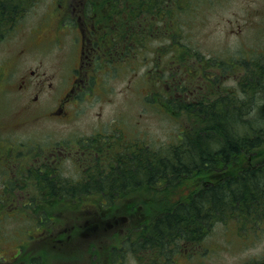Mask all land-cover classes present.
<instances>
[{"label":"rangeland","instance_id":"rangeland-1","mask_svg":"<svg viewBox=\"0 0 264 264\" xmlns=\"http://www.w3.org/2000/svg\"><path fill=\"white\" fill-rule=\"evenodd\" d=\"M80 1L14 0L15 9L10 7L8 14L12 24L2 36L0 28V264H162V256L151 263L129 243L139 240V218L144 222L145 214L150 218L171 200L172 190L164 194V187H157L160 182L152 187L146 182V162L151 155L158 157L157 163L163 155L173 159L169 146L193 124L190 115L201 104L193 105L205 102L214 88L209 74L219 78L223 93L235 89L239 60L264 47V0H169L158 12H166L165 20H155L127 45L112 20L104 32L89 19L103 59L83 75L89 87L66 103V115L55 117L49 113L72 87L82 45L78 20L63 15L81 12ZM177 4L184 7L175 14ZM87 12L92 13L90 6ZM141 18L135 24L141 25ZM194 54L202 57L197 65L191 60ZM223 60H237L232 64L238 67L221 71ZM27 74L29 83L20 95L19 78ZM36 80H42L45 91L29 104ZM102 133L107 138H99L109 145L124 139L135 157L121 169L129 165L137 183L133 179L126 189L108 191L120 179L98 178L100 168L82 148L94 143L95 150ZM53 148L67 153L59 163L47 157ZM42 160L58 168L59 177L43 179L38 171L32 176L29 169ZM257 160L253 157V164ZM101 182L103 190L98 189ZM70 189L75 190L67 194ZM109 194L111 207L100 206ZM232 216L218 221L199 244H189L190 253H175L168 264L261 263L264 220L240 227Z\"/></svg>","mask_w":264,"mask_h":264},{"label":"trees","instance_id":"trees-1","mask_svg":"<svg viewBox=\"0 0 264 264\" xmlns=\"http://www.w3.org/2000/svg\"><path fill=\"white\" fill-rule=\"evenodd\" d=\"M167 3L169 0H86L84 10L88 11L90 6L92 13L85 11L84 18L93 20V25L101 26L104 32L109 26L107 20H112L113 29H121L120 37H127L122 39L127 45V40L132 42L155 20H165L162 16L166 12L162 15L158 12ZM10 7L15 9L14 0H0L1 36L12 24L13 16H8ZM182 7L177 4L175 14ZM138 16L142 17L141 25L135 24ZM186 52L181 53V58L184 55L185 59ZM200 59L202 57L194 54L191 60L197 65ZM235 61L223 60L218 67L221 71L228 66L238 67L237 62L232 64ZM239 65L241 75L236 80L237 86L225 93L218 88L219 78L215 74L208 75L214 88L205 102L193 100L196 102L193 106L201 105L190 115L194 120L191 127L169 146L173 159L163 155L159 158L166 160L160 159L157 163L158 157L151 155L146 162L143 175L146 182L151 183V187L160 182L157 187H164V194L172 190L171 200L162 204L150 218L145 214L146 220L142 223L139 218V240L129 242L136 245V251L143 250L151 263H157L162 256L161 263L168 264L180 250L190 253L189 244H199L226 216H237L240 227H245V221L258 225V219L264 220V47L256 56L239 60ZM179 87L186 88L182 82ZM253 157L258 159L254 164ZM136 174L116 180L113 187L122 181L124 183L118 186L126 187L133 179L137 183ZM104 182L98 185L100 190L106 187ZM85 186L80 187L81 192L86 190ZM176 188L179 191H174ZM73 190H67V194ZM104 200L112 204L114 199L109 194ZM260 262L264 264V259Z\"/></svg>","mask_w":264,"mask_h":264},{"label":"flooded vegetation","instance_id":"flooded-vegetation-1","mask_svg":"<svg viewBox=\"0 0 264 264\" xmlns=\"http://www.w3.org/2000/svg\"><path fill=\"white\" fill-rule=\"evenodd\" d=\"M85 1L86 0L80 1L81 2L80 11L81 12H78L76 14H68V16L66 14L63 15L64 19H66L67 17L69 19L72 16L74 20L75 19L78 20L79 28H80V35L82 36V45H81V51L78 57V65L74 69L73 74L71 76V78L74 76V78L71 81L72 87L69 88V90L66 93H64V95H62L60 102H58V105L55 108V110L49 113V114L54 115L55 117L66 115V112H65L66 103H68L71 100L72 96H74V100H76L78 94L84 91L87 87H89L88 85H86L87 80L83 79L82 77L83 75L86 76L87 72H91L93 69H95L94 61H97L98 59L104 56V53H103L104 51L101 52L99 50L97 36H94V34H96L94 32L95 30L94 27L91 26V30H90L89 25H88V20L84 18ZM90 35H92V37H90ZM83 68H86V70L83 71ZM30 74H33V71H30ZM89 78H92V74L88 75V84H89ZM19 80L20 82L17 85L16 90H17V93L21 95V93L24 91L25 87L29 83V75L28 74L22 75L20 76ZM47 86L52 88V85L50 83H48ZM43 91H45V87H44L42 80H36L34 83V95L32 99L28 100L29 104H31L32 102H37L40 99ZM174 98L178 99L177 96H174ZM99 137L107 138V136L103 133L98 134L97 138L95 139V141L97 142L96 146H94L95 150L92 151L94 143L90 145V149H89L88 143H86L84 147L82 148L83 151H86V152L88 151L89 155L93 156L92 161L95 162L96 165L100 168L99 170L100 174L98 178L100 179H105V178L125 179L126 177L131 176L129 173V165L127 166V168H124L123 170L121 169L122 165L125 163L126 160H129V158L132 159L133 157H135L134 154L130 153L129 147L126 146V142L123 141L124 139L122 138L123 140H121V142H115L116 143L115 145H109L108 143H105V140L103 138L100 139ZM66 154H61L60 151L55 152V148H53V149H50L47 157L55 158L54 162L56 161L55 163H59L61 159V155H66ZM115 163H117V165ZM120 164L121 166H119ZM105 169H110V170L108 172H104L103 170ZM29 171L32 176H34V174L38 171L39 176L43 177V179L57 178L60 175L58 168H49L46 160L39 161V165L36 168L32 167V169H29ZM47 172H50L51 174L47 175ZM123 183L124 182L122 181L121 184ZM129 183L130 182L126 184V187L120 186L121 184L119 186H114V187L110 186V187L123 190V189L128 188L127 185ZM9 184H11V182L7 183L8 188H10ZM45 185L46 183L43 182L42 184L43 189L45 188ZM85 185H86L85 186L86 189L94 186L93 183L91 184V186L87 184ZM37 187H40V186H37ZM98 189L100 190L101 187H99ZM100 206H104L108 208V207H111V204L102 202ZM12 207L14 208V206ZM76 231L77 229L73 228L71 233L74 234Z\"/></svg>","mask_w":264,"mask_h":264}]
</instances>
